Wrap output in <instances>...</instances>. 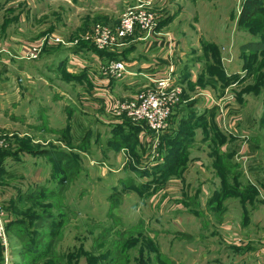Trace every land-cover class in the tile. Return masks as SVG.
<instances>
[{
	"label": "rangeland",
	"instance_id": "1",
	"mask_svg": "<svg viewBox=\"0 0 264 264\" xmlns=\"http://www.w3.org/2000/svg\"><path fill=\"white\" fill-rule=\"evenodd\" d=\"M100 1L0 0V212L7 237V244L0 240V264H264V234L250 241L252 250L228 236L243 237L239 223L247 209L261 214L254 193L264 189V0L242 26L249 0H186L166 14L165 24L181 14L178 28L188 25L190 59L203 56L201 88L190 85L202 99L189 100L196 102L187 108L200 110L192 113L202 124L187 129L194 141L182 145L185 156L175 170L161 176L144 172L171 147L162 135L182 139L184 112L178 130L161 134L151 151L157 156L148 160L149 151L141 155L138 143L126 144L136 130L152 137L149 125L113 109L95 114L67 74L81 69L67 59L86 45L82 34L102 22L94 15ZM108 2L120 12L136 3ZM50 35L83 40L44 43ZM33 47L36 57L28 55ZM85 81L78 82L89 89ZM109 114L118 121L106 123ZM233 119L248 135L247 153L223 150L235 137ZM45 150L69 153L78 167L66 168ZM250 164L263 179L246 172ZM224 175L244 195L218 198Z\"/></svg>",
	"mask_w": 264,
	"mask_h": 264
},
{
	"label": "crops",
	"instance_id": "2",
	"mask_svg": "<svg viewBox=\"0 0 264 264\" xmlns=\"http://www.w3.org/2000/svg\"><path fill=\"white\" fill-rule=\"evenodd\" d=\"M121 1H124V3L127 5L130 0ZM150 1H152V5L158 12V15L160 17V25L158 32L151 39H143L140 31L137 30L134 35L127 39L126 44L118 46L116 48H108L104 50L96 48L91 42L82 41L83 43H86V45L82 49L76 50L75 52H71L72 56L70 58L73 59H67L68 63L71 62L72 64H78L79 68L81 67V69L67 68V74L73 77L72 80L69 77H67V79L71 80L75 84H79L77 91L82 92L83 96H80L81 101L86 104L89 110H92V112H94L95 114H98L100 111H104L105 113H112V111H110V103H114V101L117 100L130 99L135 95L137 91L153 87L154 82H152V79L166 75L170 65L173 64L175 66V74L178 78V84H180L182 87L183 98L179 103L180 106L177 105L178 109L177 107L175 109V116L172 118L170 125V127L172 126L173 131H171L170 133L172 134L176 130H178V123L183 112L184 115L183 117H181L180 122L181 129H179L178 132H188L187 129L190 127H194V124H202L198 122L196 118L193 117L192 113L194 110L199 113L200 110H197L195 108L187 110V108L188 106H191L193 103L196 102L189 100L199 97L197 96V94L193 95L190 90V85L194 84V90L195 87H197V89L201 88L200 83L196 81L197 74L199 75L202 72L203 56L202 54H197L200 57V60H198L199 58L190 59L191 56L189 55V42H187L186 38H184V33H186L188 25H183L180 23L182 25V29H179L177 26L179 20L182 18L181 14L176 15L175 18H173V20L169 24H165L166 18L168 16L166 14H168V12L175 5V3H183L186 0ZM100 2L101 3L98 7V13L94 14L96 15L95 18L100 19L102 22L99 23L101 24L110 25L112 27L116 26L119 22V18L122 11L120 12L119 10L110 7L111 2L105 3L106 0ZM135 2L137 1L135 0ZM93 26H90L89 29L82 35L90 33L93 29ZM170 45H173V51L172 49H170ZM116 59L124 60L129 69V73L122 79H113L111 77H108L101 71L102 65H104L110 60ZM186 65H188V68ZM85 80H87L90 84L89 89H85L84 86L78 82H82ZM62 83L65 82L62 81ZM50 85H52V83H50ZM64 91H61V94H64ZM209 91L205 92L207 96L211 99V95L208 94ZM197 93L198 95L200 94L199 92ZM71 94H75V92H71ZM208 97L203 98V100H205L208 104H211L209 102L210 99H208ZM201 99V97L198 98L199 101ZM73 102L76 103L75 100H73ZM186 102L187 106L185 108ZM177 112L179 113L178 116ZM234 112L235 110L233 108L229 109V115ZM111 115L109 114V119H107L104 115L101 116L107 119L106 123L108 122V124H111L112 122H117L118 120L112 119ZM112 116L115 117L114 115ZM234 122L235 121L233 119L231 121L230 131H232L231 133L235 137L230 143L224 146L223 150L226 152L230 150L231 152L236 151V153H240L242 151V148H245V153H247L249 149L251 150V143L247 140L248 135L246 134V132L241 133L240 127L234 125ZM130 134H134L133 131H130ZM135 134L137 142H134L133 145H135L136 143L140 145V150L142 151L141 155L144 154V152L149 151V157L151 155V151L153 150L151 138L148 137L146 133H143L138 130L135 131ZM165 141L167 140L162 139L161 142ZM193 141L194 137H192L191 140L187 143H185L183 140L181 145H191ZM194 143H197V141ZM167 151L169 150L167 149ZM246 156L249 161L251 160L250 157L252 158L253 155ZM148 157L146 156L145 158ZM246 167V172L250 171L248 172V174L251 175L254 179H263L261 174L262 172L259 170L260 168H258L256 165L250 164L249 166L246 165ZM232 175L235 174L232 173ZM235 191H239V196L244 195V191L240 187L234 186V184L232 186V189L226 191L225 194H228L229 192L236 193ZM254 196H256V198H258V200L260 201L261 207L257 210H260L261 214L256 218L254 213L250 214V211H248V209L246 208L247 213H244L243 221L239 223V229L243 237H241L240 235H236L237 237L232 236V234L228 235L230 237H235L236 240L238 242L240 241L242 244L250 245L251 250L252 245L250 244V241L254 240L257 242L260 240L259 234H264V189L261 191L259 188V192L254 193ZM257 226L262 229L261 232L258 230ZM257 232H259V234H257ZM262 243H264V241H262Z\"/></svg>",
	"mask_w": 264,
	"mask_h": 264
},
{
	"label": "built area",
	"instance_id": "3",
	"mask_svg": "<svg viewBox=\"0 0 264 264\" xmlns=\"http://www.w3.org/2000/svg\"><path fill=\"white\" fill-rule=\"evenodd\" d=\"M160 17L158 12L152 5L150 0H138L135 4L127 6L121 13L119 22L116 26L97 23L93 26L90 33L82 36L88 42H91L100 50L116 48L126 44L127 39L139 30L143 39H151L159 29ZM66 41L62 36L50 35L44 39L51 43H76ZM173 51V45H170ZM39 49L33 47L28 52L30 57H36ZM116 79L124 78L129 69L124 60H110L102 65L101 70ZM154 86L149 89H141L135 95L126 100H117L111 104V109L117 114H125L135 123L145 122L149 125L153 136V148L159 143L161 134L170 133L169 123L170 117L175 106L180 100L179 95L182 94V87L178 84V78L175 74V66L170 65L166 75L159 78H153ZM158 147V146H157ZM157 151V150H156ZM156 151L152 153L148 160H154L157 156ZM147 162V161H146ZM0 240L3 244H7L5 218L0 212Z\"/></svg>",
	"mask_w": 264,
	"mask_h": 264
},
{
	"label": "trees",
	"instance_id": "4",
	"mask_svg": "<svg viewBox=\"0 0 264 264\" xmlns=\"http://www.w3.org/2000/svg\"><path fill=\"white\" fill-rule=\"evenodd\" d=\"M248 4H250L252 6V10H250L249 8H247V6H245V8L243 9V11L241 12V16L239 18V24L245 25L247 24L250 20H252L257 12V0H249ZM178 133V132H176ZM181 133L184 135L181 139V137H179L180 140L175 139V137H169L170 134L168 135H162L163 139H166L167 142H169V144L171 145V147L169 148V151L167 153V155L163 158L162 162L156 163L155 165H153L149 170L145 171L144 173H160L161 175H164L167 171L172 172L173 170H175L179 160L181 159V157H183L185 155V151L182 149V142L184 140V142H189L191 140V138H186L188 135V132H184L181 131ZM135 134L132 136H129L128 139V143L126 144L127 146H131L134 144L135 140ZM44 154L56 159L58 161H62L65 163L66 168H74V167H78V162L67 152L62 151V150H45ZM225 156V154H223ZM223 155H220L221 157ZM218 162H221L220 160ZM226 175H224L223 177V181H222V188L223 190L220 191V193L218 194V198H222V195L225 194L226 191L232 189V184H230L227 180H226ZM225 178V179H224ZM239 195V191L236 192ZM213 200V199H212ZM211 200V201H212ZM139 242V240H137ZM147 244H149L150 248H153L152 243L149 241L146 242ZM142 253V250L140 252V254Z\"/></svg>",
	"mask_w": 264,
	"mask_h": 264
}]
</instances>
